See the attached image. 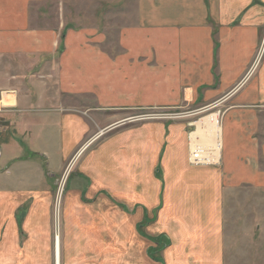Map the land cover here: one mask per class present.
Here are the masks:
<instances>
[{
    "label": "crops",
    "instance_id": "1",
    "mask_svg": "<svg viewBox=\"0 0 264 264\" xmlns=\"http://www.w3.org/2000/svg\"><path fill=\"white\" fill-rule=\"evenodd\" d=\"M47 1L51 0H0L3 167L22 156L25 140L34 150L41 148L53 155L47 150L49 146L53 149V122L62 124L63 137H69L66 115L57 110L63 106L65 95L95 92L99 106L109 105L104 75L112 77L114 105L177 106L197 96L200 89L205 90L206 99L223 94L252 65L253 74L247 79L249 71L233 104L249 108L260 102L264 108V48L252 64L264 28V0H137L136 21L119 30L118 52L112 56L84 30L62 33L55 26L36 22L32 8ZM215 73L220 75V82L215 89H208ZM90 76H96L97 82L90 84ZM252 118L249 112L241 121L250 127ZM197 123L198 129L189 134L195 149L201 145L200 135L217 130L212 116ZM174 126L165 135V143L156 123L125 134L129 141L116 146L113 169L99 164L92 168L96 183L112 189L118 199L128 198L148 208L160 202L159 229L171 239L170 247L163 252L165 264H242L236 255L227 254L226 214L217 171L209 165L188 164L181 127ZM225 137L230 138L229 131ZM124 138L121 135L115 143L121 145L118 141ZM242 138L250 139L247 134ZM162 144L167 148L162 152L159 181L150 166ZM244 146L254 149L253 143ZM211 150L216 153V144ZM227 152L228 158L235 153ZM229 160L224 171L240 175L239 181L233 175L232 185L248 182L245 178L249 175L245 174L250 171H257L264 183V166L230 164ZM60 247L57 233L54 264H60Z\"/></svg>",
    "mask_w": 264,
    "mask_h": 264
},
{
    "label": "rangeland",
    "instance_id": "2",
    "mask_svg": "<svg viewBox=\"0 0 264 264\" xmlns=\"http://www.w3.org/2000/svg\"><path fill=\"white\" fill-rule=\"evenodd\" d=\"M136 4L137 0H51L36 5L32 14L40 25L55 26L62 33L86 31L91 35L88 38L112 56L118 52L119 30L136 21ZM260 34L252 64L263 52L264 28ZM251 68L252 65L249 71ZM249 71L221 95L206 99L205 90L200 89L197 96L177 106L114 105L113 80L107 75L103 76L105 100L109 104L106 107L99 106L95 92L65 95L63 106L57 110L66 115L69 137H63L62 124L53 122V149L47 148L49 154L53 152L52 157L44 149L34 150L31 142L25 140L22 156L4 167L0 163V264H54L57 233L60 264H165L163 252L170 247L171 239L159 229L160 202L148 208L128 198L118 199L112 189L96 183L92 169L97 164L113 169L116 146H123L129 141L130 132L139 131L148 123L159 124L164 143L165 135L174 125H180L188 164L209 165L217 171L219 196L226 214L227 254L236 255L242 264H264L263 177L250 171L245 174L249 175V179L245 178L248 182L232 185V177L237 173L227 174L223 169L229 159L230 164L264 166L263 105L255 102L245 108L233 104L245 86L247 74L251 72L247 79L253 74ZM95 82L97 77L90 76V84ZM219 82L220 75L215 73L213 84L206 87L215 89ZM2 105L4 101L0 111ZM249 112L253 115L250 127L241 121ZM207 116L214 117L217 130L204 132L199 138L201 146L209 149L206 156L210 160L194 164L189 134ZM2 130L0 123V136ZM227 131L229 139L225 137ZM242 134L251 140L242 138ZM121 135L124 139L117 145L115 140ZM250 143L253 150L244 146ZM213 144L215 154L210 150ZM166 148L165 144L157 148L150 166L155 180H162L161 159ZM227 151L235 153L228 158ZM235 180L239 181L240 175Z\"/></svg>",
    "mask_w": 264,
    "mask_h": 264
},
{
    "label": "built area",
    "instance_id": "3",
    "mask_svg": "<svg viewBox=\"0 0 264 264\" xmlns=\"http://www.w3.org/2000/svg\"><path fill=\"white\" fill-rule=\"evenodd\" d=\"M202 150H205L206 152H203ZM208 150L209 149L207 147H202L201 145H199V147L196 149H195V147H194V149L191 148V156L193 157V159H192L193 163L194 164H201L202 161H204V160L209 161L210 159L207 157L208 156ZM206 154H207V156H206Z\"/></svg>",
    "mask_w": 264,
    "mask_h": 264
},
{
    "label": "bare ground",
    "instance_id": "4",
    "mask_svg": "<svg viewBox=\"0 0 264 264\" xmlns=\"http://www.w3.org/2000/svg\"><path fill=\"white\" fill-rule=\"evenodd\" d=\"M210 128V127H209ZM211 129V128H210Z\"/></svg>",
    "mask_w": 264,
    "mask_h": 264
}]
</instances>
